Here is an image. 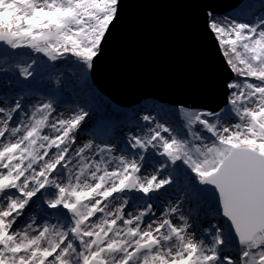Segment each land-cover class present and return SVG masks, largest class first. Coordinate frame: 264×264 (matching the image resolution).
I'll return each instance as SVG.
<instances>
[{
  "label": "snow or ice",
  "instance_id": "obj_1",
  "mask_svg": "<svg viewBox=\"0 0 264 264\" xmlns=\"http://www.w3.org/2000/svg\"><path fill=\"white\" fill-rule=\"evenodd\" d=\"M121 10L0 0V264H264V16L204 13L225 107L153 104L120 146L80 143L91 114L58 112L61 73L103 100L88 74Z\"/></svg>",
  "mask_w": 264,
  "mask_h": 264
},
{
  "label": "water",
  "instance_id": "obj_2",
  "mask_svg": "<svg viewBox=\"0 0 264 264\" xmlns=\"http://www.w3.org/2000/svg\"><path fill=\"white\" fill-rule=\"evenodd\" d=\"M244 0H122L117 26L89 73L107 101L132 108L147 100L168 107H223L231 77L206 27L208 10L240 21Z\"/></svg>",
  "mask_w": 264,
  "mask_h": 264
},
{
  "label": "rangeland",
  "instance_id": "obj_3",
  "mask_svg": "<svg viewBox=\"0 0 264 264\" xmlns=\"http://www.w3.org/2000/svg\"><path fill=\"white\" fill-rule=\"evenodd\" d=\"M251 7L252 8H248L247 16L244 9H241V12H244V15L237 11L234 12L251 21L258 20L261 16H264V0H254L251 3ZM216 16L217 18L234 19L224 14H216ZM66 72L67 75L61 73V79L63 83L60 86V91L56 98V106L58 112L63 113L65 116H68L73 112V110L77 109L78 107L87 106L90 111L91 118L88 119L87 123L83 126V130L79 133L80 138H83L85 142L89 139H96L97 143L112 140L113 142H116L118 146H120L124 141V138L127 136L129 129H134L133 122L135 117L131 114L135 113L137 109L145 107L144 103H141L138 106L132 108H119L116 106L119 109V114H124L127 112V115L124 118L120 117L119 120H110L109 124L107 123L108 125H105V127L103 128L104 131H100L101 135H108H106L105 137H102L101 135L99 137H96L95 135H97V132L95 131V127L101 125L102 118L105 115V113L103 112L104 110L100 107L99 103L96 104L95 98L89 96L88 94L87 96L89 97V99L92 98V101L86 99L83 96L76 97L78 96L77 91L79 90V86L83 85L81 82V78L77 74H75L71 69H66ZM68 77H71V80H69ZM42 83L46 84V81H43ZM88 83L91 85L89 74ZM30 99L34 101L35 96L30 97ZM223 107H225V105ZM131 109L134 110L131 111ZM106 114L109 115L110 119H112V116L115 115L110 110H108ZM153 114L155 115V113ZM227 122H235V119L230 118ZM196 211L197 209L193 206V213L195 214Z\"/></svg>",
  "mask_w": 264,
  "mask_h": 264
},
{
  "label": "trees",
  "instance_id": "obj_4",
  "mask_svg": "<svg viewBox=\"0 0 264 264\" xmlns=\"http://www.w3.org/2000/svg\"><path fill=\"white\" fill-rule=\"evenodd\" d=\"M91 85H92V83H91ZM77 94H78V96H76V97L83 96V97H85L88 100H91V101L93 100L92 98L89 99V97L87 96V94L89 95V93H88L87 87L84 86V85H80L79 86V90L77 91ZM95 101H96V104L97 103L100 104V107L104 110L103 112L105 113L104 117L102 118L101 125H98V126L95 127V131L97 132V135H95V136L96 137H99L101 135L100 134V131L101 132L104 131L103 128L105 127V125H108L109 124L110 120H119L120 117L124 118L127 115L126 114L127 112L124 113V114H115V115L112 114L113 115L112 116V119H110L109 118V115L106 114V112L108 110L111 111V108L108 107V105H111L112 107H115V108H117V107L116 106H113L112 103H110L109 101L105 100L104 98H103V100L95 99ZM104 101H107V104H105ZM143 103H144V106H150V105H153V104H158V103H156L153 100L152 101L151 100H147V101H144ZM133 110L134 109H131V111H133ZM113 122H116V121H113ZM102 124H104V125H102Z\"/></svg>",
  "mask_w": 264,
  "mask_h": 264
},
{
  "label": "bare ground",
  "instance_id": "obj_5",
  "mask_svg": "<svg viewBox=\"0 0 264 264\" xmlns=\"http://www.w3.org/2000/svg\"><path fill=\"white\" fill-rule=\"evenodd\" d=\"M254 0H244L241 2V4H239L235 9L234 11H237V12H240L242 15H244L243 13L244 12H241L243 9L245 10V13H246V16H247V11H248V8H252L251 7V3L253 2ZM242 9V10H241ZM108 135V134H106ZM106 135H101L102 137H105ZM108 138V137H107ZM85 140L82 138H80V143H84Z\"/></svg>",
  "mask_w": 264,
  "mask_h": 264
}]
</instances>
